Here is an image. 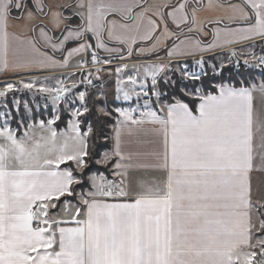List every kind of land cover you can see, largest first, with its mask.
I'll list each match as a JSON object with an SVG mask.
<instances>
[{
    "label": "snow or ice",
    "instance_id": "obj_1",
    "mask_svg": "<svg viewBox=\"0 0 264 264\" xmlns=\"http://www.w3.org/2000/svg\"><path fill=\"white\" fill-rule=\"evenodd\" d=\"M0 264H264V0H0Z\"/></svg>",
    "mask_w": 264,
    "mask_h": 264
}]
</instances>
